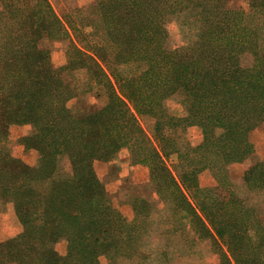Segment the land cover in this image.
I'll list each match as a JSON object with an SVG mask.
<instances>
[{"label":"trees","instance_id":"1","mask_svg":"<svg viewBox=\"0 0 264 264\" xmlns=\"http://www.w3.org/2000/svg\"><path fill=\"white\" fill-rule=\"evenodd\" d=\"M0 2V200L12 203L23 227L22 235L0 244V264L134 258L136 222L147 221L126 222L93 169L94 161L110 162L122 149L131 164L147 168L156 201L141 208L169 213L171 236L209 243L217 264H264V225L235 196L228 173L253 154L249 135L264 123V31L251 26L264 16V0H247V13L226 9V0H94L79 10L92 13L83 24L72 17L61 22L47 0ZM172 17L199 27L185 46L169 50L165 23ZM43 37L68 42L66 68L50 66L47 52L37 48ZM244 56L252 58L248 69L241 66ZM66 70L84 71L87 90L103 87L107 104L72 112L66 104L79 94L64 83ZM173 97L182 117L165 107ZM139 118L152 120V136ZM12 123L34 127L31 141L45 178L39 186L32 184L39 175L8 151ZM190 127L202 134L195 147L183 139ZM171 156L173 170L166 163ZM205 171L214 187L199 186ZM242 181L250 191H264V163L249 167ZM59 240L67 242L63 258L51 250Z\"/></svg>","mask_w":264,"mask_h":264},{"label":"rangeland","instance_id":"2","mask_svg":"<svg viewBox=\"0 0 264 264\" xmlns=\"http://www.w3.org/2000/svg\"><path fill=\"white\" fill-rule=\"evenodd\" d=\"M54 15L66 24L68 18H73L77 24H83L88 18H92L91 12H79L94 0H47ZM225 8L229 10L241 9L244 12H250L247 0H226ZM1 9V2H0ZM251 26H256L264 31V16L259 17ZM9 26H14L11 23ZM6 27V26H5ZM2 27L5 32L7 28ZM198 23L189 22V18L176 17L169 18L165 23L167 33L166 47L169 50L182 48L187 40H191L198 30ZM15 28V26H14ZM1 35V34H0ZM101 35L105 37L104 31ZM38 49L47 52L48 63L55 70H62L68 65L66 40H49L43 37L38 41ZM252 65V58L244 56L241 61L243 69H248ZM67 71V70H66ZM125 75H130L128 68L123 70ZM63 77L66 82L74 88L79 95L70 99L66 106L72 111L79 113L85 107L90 111L102 109L108 101L103 87L94 88L88 91L86 87V73L84 71L64 72ZM165 107L169 114L175 117L184 115L183 108L179 104V98L173 97L165 102ZM140 127L145 130L148 136H152V120L149 118H139ZM19 122V120H18ZM6 146L10 155L19 160L26 168L36 172L39 176L32 184L39 186L45 178L41 175L42 159H40L37 149H35L31 137L35 135L34 127L30 124L12 123L7 131ZM25 139V144H22ZM184 141L191 147L199 145L202 141V134L199 128L190 127L183 134ZM22 141V142H21ZM249 141L253 145V154L244 162L229 166L235 196L244 200L246 205L253 209L254 216L264 225V191H250L243 184L242 177L245 171L257 162L264 163V123L253 130L249 135ZM177 162L176 156H171L167 165L173 170ZM65 172H70V162L67 158L62 161ZM95 176L103 184L108 194L111 206L125 219L132 223L135 216L146 220L147 222L137 221L138 233H135V239L131 242V247H135L138 253L131 260L124 256L118 260V264H217L218 256L209 243L201 242L191 244L189 240L181 235L171 236L169 228L171 224L165 222L168 214L158 213L156 207L144 208L142 202L155 203L156 197L153 188L149 186V173L147 168L140 165H133L130 161V154L127 149L120 150L110 162H93ZM198 183L201 188H210L215 186L214 179L209 171L201 173L198 177ZM45 192L47 184L43 185ZM49 188V183H48ZM139 199L138 210H134L133 202ZM149 210V220L146 217ZM23 227L15 213L13 205L9 201L0 200V244L8 243L22 235ZM179 233V232H178ZM130 247V248H131ZM53 250L60 257H65L67 252V242L59 240L51 245ZM166 254V255H165ZM109 257L101 255L97 257L99 264H108Z\"/></svg>","mask_w":264,"mask_h":264}]
</instances>
